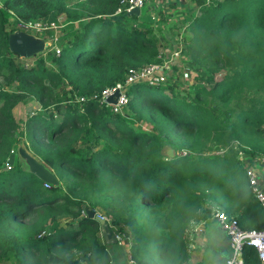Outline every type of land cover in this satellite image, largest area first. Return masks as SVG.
I'll use <instances>...</instances> for the list:
<instances>
[{
    "label": "trees",
    "instance_id": "trees-1",
    "mask_svg": "<svg viewBox=\"0 0 264 264\" xmlns=\"http://www.w3.org/2000/svg\"><path fill=\"white\" fill-rule=\"evenodd\" d=\"M127 1L0 0V262L107 264L85 210L106 219L133 264H181L187 229L216 210L243 230L264 225L245 175V163L264 158V0H189L175 19L174 76L131 86L119 115L101 93L160 63L163 46L147 6L127 15ZM28 22L62 27L59 52L11 54L8 35ZM184 72L192 84L176 90ZM30 102L36 111L18 121L15 109ZM17 137L57 185L6 171ZM242 259L259 264L250 248Z\"/></svg>",
    "mask_w": 264,
    "mask_h": 264
},
{
    "label": "built area",
    "instance_id": "built-area-1",
    "mask_svg": "<svg viewBox=\"0 0 264 264\" xmlns=\"http://www.w3.org/2000/svg\"><path fill=\"white\" fill-rule=\"evenodd\" d=\"M165 0H128L126 6L123 9L125 13L130 12L132 9L137 8L140 10L144 6H148L151 2H159ZM121 9L116 10L118 14ZM23 32H34L40 33L47 30H53L59 28L54 24H43L38 22L35 23H21L18 24ZM51 42L54 41V36L50 39ZM179 48L173 49L174 58L180 56ZM55 52H59L54 49ZM170 52V51H169ZM162 60L160 63H155L148 65L146 67L128 70L123 81L115 84L110 89H104L98 102L108 105L111 113L122 114L128 101L127 92L129 88L133 85H146V86H159L170 81L169 79L174 76L171 70V65L177 60L172 59L166 50L165 53H161ZM178 59V58H177ZM176 65V64H175ZM188 73L184 72L181 76L182 78H187ZM117 93L114 103H106V100ZM82 98H77V102H81ZM264 160V158H262ZM254 160H256L254 158ZM252 160V161H254ZM255 163V161H254ZM253 164V163H252ZM252 164L248 163L245 169V175L248 181V186L251 191L254 201L258 204L264 214V179L253 170ZM44 187H46L44 185ZM99 219L105 220L95 214ZM211 219L214 221L218 229L224 234L227 240L228 256L224 260L223 264H243L242 253L244 248H250L254 251L255 256L259 264H264V225L258 230H243L239 227L237 221L227 216L225 213L220 211H214L211 215ZM200 231L199 229L197 230ZM115 242L119 243L120 236L112 235ZM128 264H133L132 261L128 260Z\"/></svg>",
    "mask_w": 264,
    "mask_h": 264
},
{
    "label": "rangeland",
    "instance_id": "rangeland-1",
    "mask_svg": "<svg viewBox=\"0 0 264 264\" xmlns=\"http://www.w3.org/2000/svg\"><path fill=\"white\" fill-rule=\"evenodd\" d=\"M190 4L192 3H190L189 0H165V1H159L157 3L151 2L147 6L146 12L147 14L151 16L150 18H152V20H155L154 27L158 28L157 38L159 40V43H162L163 45L162 48H159V54L165 53V51L167 50L169 55L172 57V59L174 58V56L172 55L175 50L173 49H176L179 47V44L176 45L177 43H181L180 36L177 35L178 33H180V31L176 30L177 24L175 22V19L178 18L179 16L177 15V13L181 9L189 7ZM142 11L144 10L142 9L141 12ZM62 23H63V18H59L58 25H62ZM59 30H61L62 32L61 27L52 30V32H54L53 42L50 41L51 38L44 39L42 36V32L32 35L34 38L41 40L44 44L47 45L45 50H43L41 53L37 54L36 56L44 54L49 48L53 50L54 49L59 50L55 46L57 35L58 33H61L59 32ZM85 56H86L85 53H82L80 56H78V58L79 60L82 61L85 58ZM180 58H182V55L175 57L174 60H182ZM192 75L193 74L190 73L188 74L187 78H182V79L177 78V80H176V77H174L172 83H177L178 87L176 88V90L178 89L180 91L182 90L187 91L189 86L192 84L191 83ZM215 79L218 80L219 76L218 75L215 76ZM36 109H37V104L35 102H30L26 106L18 105L17 108L15 109V118L16 119L18 118V121H22L24 120L27 114L29 113L31 114L32 112L36 111ZM140 129L143 131L150 132V127L145 123L140 124ZM166 151H165V154L167 155ZM171 155H172V152H170V155H167V156H171ZM30 157L33 158L37 163H39V161L26 148L24 141L20 137H17L16 147L10 154L9 158L5 161L6 171L10 170L12 167L18 168L24 172L29 171L26 160L30 159ZM102 218L106 220L104 217ZM216 229L217 228L213 225L212 232L214 233L217 232ZM118 245H121L120 241ZM0 264H6V263L0 262Z\"/></svg>",
    "mask_w": 264,
    "mask_h": 264
},
{
    "label": "crops",
    "instance_id": "crops-1",
    "mask_svg": "<svg viewBox=\"0 0 264 264\" xmlns=\"http://www.w3.org/2000/svg\"><path fill=\"white\" fill-rule=\"evenodd\" d=\"M262 158L263 157H256V160L253 159L255 163L254 161L245 163V168L248 166V163H253V170L257 171L261 178L264 179V160ZM256 205L258 206L257 203ZM213 225L217 228V232L215 233L212 232ZM198 229L200 230L199 232L197 231ZM185 241V258L181 264H223L229 253L227 240L211 217L206 221L193 224L189 227V229H187ZM102 242L105 245L104 241ZM104 248L108 256L107 264H128L129 257L125 247L115 243L105 245Z\"/></svg>",
    "mask_w": 264,
    "mask_h": 264
},
{
    "label": "water",
    "instance_id": "water-1",
    "mask_svg": "<svg viewBox=\"0 0 264 264\" xmlns=\"http://www.w3.org/2000/svg\"><path fill=\"white\" fill-rule=\"evenodd\" d=\"M139 10L137 8L132 9L127 15L138 16ZM46 44H44L41 40L34 38L32 35L27 34L22 31H15L8 35L7 37V47L8 51L17 56L20 59H28L36 56L41 53L46 48ZM117 93H114L113 96L109 97L106 100V103H114ZM167 155H170V150L166 151ZM29 173L35 176L37 179L44 183H48L51 186L57 185V181L54 176L49 173L45 168L37 163L33 158L26 160ZM85 216L89 219H93L99 225V233L101 238L103 239L105 245L115 244V240L109 231L107 224L99 219L93 211H84Z\"/></svg>",
    "mask_w": 264,
    "mask_h": 264
},
{
    "label": "clouds",
    "instance_id": "clouds-1",
    "mask_svg": "<svg viewBox=\"0 0 264 264\" xmlns=\"http://www.w3.org/2000/svg\"><path fill=\"white\" fill-rule=\"evenodd\" d=\"M26 33V32H25ZM120 115V114H119Z\"/></svg>",
    "mask_w": 264,
    "mask_h": 264
}]
</instances>
